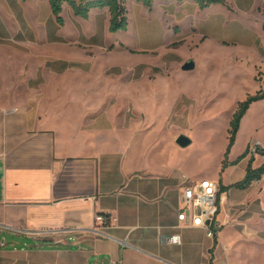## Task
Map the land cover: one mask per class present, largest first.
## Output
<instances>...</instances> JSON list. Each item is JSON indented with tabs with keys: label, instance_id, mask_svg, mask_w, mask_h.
<instances>
[{
	"label": "rangeland",
	"instance_id": "obj_1",
	"mask_svg": "<svg viewBox=\"0 0 264 264\" xmlns=\"http://www.w3.org/2000/svg\"><path fill=\"white\" fill-rule=\"evenodd\" d=\"M224 2L229 12L221 5H212L192 15L189 8L175 7L181 24L188 23L174 35L173 29L166 31L160 10L150 16L132 0L126 6L128 30L117 34L107 33L105 14L96 17L94 30L92 24L76 20L64 5V24L59 26L46 0H0V50L27 41L20 49L33 44L34 51L43 56L38 61L31 53H24L8 61L2 54L0 69L9 67L12 75L18 76L24 67L27 73L37 66L45 67L36 83L44 82L42 90L53 99H73L64 109L68 117L91 110L88 105L81 106L82 95L109 98V103L95 106V110L98 115H113L119 148L124 152L120 160L126 152L138 149L135 159L164 173L162 178L175 174L188 182L209 180L219 187L231 186L243 179L251 157L253 168L262 164L255 150H264V99L250 105L227 156L226 151L230 122L239 103L264 93V0ZM189 21L201 26L197 30L204 36H198ZM93 33L99 36L98 43L106 44L100 45L101 52L113 48L119 52L104 54L94 49L92 56H84L59 47L70 44L80 51L90 50L80 43H85L83 35ZM174 36H179L177 42L163 49ZM62 59L84 61L89 67L59 76L49 74L45 60L49 67H56ZM187 61L195 65L191 72L181 70ZM111 65V70L105 71ZM14 92L22 94L20 89ZM179 136L187 137L191 144L179 148L175 143ZM245 152L244 160L222 170L225 162L230 164ZM220 201L223 227L234 223L243 236L237 264H264V177L245 191L229 190ZM33 246L34 241L26 236L0 233V251H29Z\"/></svg>",
	"mask_w": 264,
	"mask_h": 264
},
{
	"label": "crops",
	"instance_id": "obj_2",
	"mask_svg": "<svg viewBox=\"0 0 264 264\" xmlns=\"http://www.w3.org/2000/svg\"><path fill=\"white\" fill-rule=\"evenodd\" d=\"M137 5L150 16L160 10L166 31L173 29L174 35L188 23L181 24L175 7L189 8L192 15L206 10L190 1L157 0L150 11ZM214 5L229 12L225 2ZM101 14L106 16L104 27L109 33L106 10H92L87 20L75 19L92 24L95 30L96 17ZM192 24L198 36L203 35L197 30L201 26ZM179 36L162 48L176 43ZM98 37L96 33L82 36L85 43L80 45L90 50L80 51L70 44L59 47L92 56L94 49L101 52L100 45H106L98 43ZM17 42L12 49L0 50V56L6 54L9 61L31 53L32 59L43 60L33 44L20 49L28 42ZM114 52L119 51L113 48L101 53ZM45 63L53 76L89 67L84 61L63 59L56 67ZM44 69L37 66L27 73L24 67L18 76L9 67L0 69V233L14 232L34 241L29 251L1 250L0 264H109L117 260L122 264H237L243 236L235 224L223 227L219 213L221 227L211 239L201 229L178 223L181 177L167 174V179L162 178L164 173L135 159L138 149L126 152L120 160L124 152L119 148L113 115H98L95 110L109 103V98L82 95L81 106L91 110L68 117L64 109L73 99H53L42 90L44 82L36 83ZM97 215L107 217L105 226L95 223ZM169 235L179 236L180 244L160 242V237ZM120 241L127 246L122 248Z\"/></svg>",
	"mask_w": 264,
	"mask_h": 264
},
{
	"label": "trees",
	"instance_id": "obj_3",
	"mask_svg": "<svg viewBox=\"0 0 264 264\" xmlns=\"http://www.w3.org/2000/svg\"><path fill=\"white\" fill-rule=\"evenodd\" d=\"M50 12L55 18L56 23L59 26H63L64 22L62 19V10L63 6L66 5L70 8L74 17L87 20L89 14L92 10H106L109 15V25L108 32L110 34H115L118 32H126L128 28V18H127V9L126 3L130 0H46ZM138 4H141L148 11L152 9L154 1L157 0H132ZM167 1V0H161ZM177 2L190 1L198 5V7L203 10L214 4H224L223 0H174ZM261 99H264V93H257L255 96L246 98L245 101L239 103L237 110L232 116L230 122V136L229 144L226 151V156L229 154L230 148L234 145L236 135L239 130V125L246 114L250 105L254 102H257ZM256 153H258L262 158V164L253 168L252 164L254 159L251 157L245 169L244 177L241 181L231 185V186H220L219 187V197L222 194H225L231 189L245 191L249 189L253 183L258 182L264 177V150L256 148ZM247 152L238 157L234 162L227 164L226 162L223 165V169H226L228 166H236L240 161L244 160L247 157ZM107 218V217H105ZM215 244V243H214Z\"/></svg>",
	"mask_w": 264,
	"mask_h": 264
},
{
	"label": "built area",
	"instance_id": "obj_4",
	"mask_svg": "<svg viewBox=\"0 0 264 264\" xmlns=\"http://www.w3.org/2000/svg\"><path fill=\"white\" fill-rule=\"evenodd\" d=\"M181 179L178 223L185 228L201 229L206 233V237L213 239L215 230L221 227V224L217 222L221 207L218 183L209 180L188 182L185 177ZM94 220L96 224L102 226H105L108 221L105 216L100 215L95 216ZM160 242L179 245L180 237L177 235L160 237ZM119 244L122 248L127 246L126 241H120ZM109 264H122V261H110Z\"/></svg>",
	"mask_w": 264,
	"mask_h": 264
},
{
	"label": "water",
	"instance_id": "obj_5",
	"mask_svg": "<svg viewBox=\"0 0 264 264\" xmlns=\"http://www.w3.org/2000/svg\"><path fill=\"white\" fill-rule=\"evenodd\" d=\"M195 68V65L192 61H187L182 67L181 70L183 72H191L193 71ZM176 145L181 148V149H185L187 148L190 144L191 141L185 137V136H179L176 141H175Z\"/></svg>",
	"mask_w": 264,
	"mask_h": 264
}]
</instances>
